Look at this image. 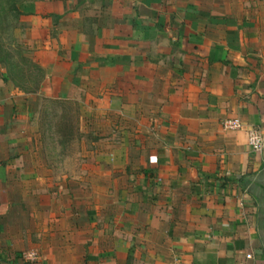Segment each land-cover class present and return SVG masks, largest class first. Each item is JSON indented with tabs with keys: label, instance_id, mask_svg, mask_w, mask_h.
<instances>
[{
	"label": "crops",
	"instance_id": "crops-1",
	"mask_svg": "<svg viewBox=\"0 0 264 264\" xmlns=\"http://www.w3.org/2000/svg\"><path fill=\"white\" fill-rule=\"evenodd\" d=\"M17 11L42 77L0 82V264H264V0ZM43 101L75 110L71 169L45 156Z\"/></svg>",
	"mask_w": 264,
	"mask_h": 264
},
{
	"label": "rangeland",
	"instance_id": "rangeland-1",
	"mask_svg": "<svg viewBox=\"0 0 264 264\" xmlns=\"http://www.w3.org/2000/svg\"><path fill=\"white\" fill-rule=\"evenodd\" d=\"M23 1L0 0V15L5 16V30L2 35L0 34V45L4 53L11 57L6 60L5 64H0V82L7 74L16 80L19 87L32 89L40 81L42 74L35 66L19 61L17 57L20 55L30 61L25 45L18 42L15 37L20 23L19 15L12 10H18ZM60 108L61 105L58 102L43 101L36 115L34 127L37 135H41L42 148L49 161L53 164H67L68 169H71L75 164L72 154L77 148V142L74 140L79 138L75 122L76 114L71 105L64 106L62 112H60ZM65 128H68V131ZM66 135H70V137L66 139ZM69 138H72V143L69 142ZM56 167L58 168V166Z\"/></svg>",
	"mask_w": 264,
	"mask_h": 264
},
{
	"label": "built area",
	"instance_id": "built-area-1",
	"mask_svg": "<svg viewBox=\"0 0 264 264\" xmlns=\"http://www.w3.org/2000/svg\"><path fill=\"white\" fill-rule=\"evenodd\" d=\"M221 128L224 131H239L242 128V124L236 118L225 119L221 122ZM246 136H247L246 137L247 146L250 148L252 152H257L261 147V143H262L259 132L256 131L255 129H250L249 131H247ZM21 259L24 262L33 263L37 261L38 254L34 251H28L21 255ZM245 259L246 260L250 259V256L246 255Z\"/></svg>",
	"mask_w": 264,
	"mask_h": 264
},
{
	"label": "trees",
	"instance_id": "trees-1",
	"mask_svg": "<svg viewBox=\"0 0 264 264\" xmlns=\"http://www.w3.org/2000/svg\"><path fill=\"white\" fill-rule=\"evenodd\" d=\"M14 11L15 14L19 15L18 11L16 9H12ZM5 16H1L0 15V34L2 35L3 34V31L5 30ZM17 57L19 58V61L21 62H25V63H29L31 65H33V67L35 66L32 61H27L26 59H24V57L20 56V55H17ZM10 59L11 57H8L7 54L4 53L3 49L1 48V45H0V64H5L6 63V60L7 59ZM35 68L40 71L36 66ZM20 78H21V73L19 74ZM7 80H9L11 82V84L17 88L19 91L23 92V93H35L37 90H38V84L39 82H37V85L32 88V89H23L21 87L18 86V83L16 82V80L12 77V76H7L6 74V77H5ZM25 80V79H23ZM24 83L26 84V82L24 81ZM66 131H68V128H65ZM70 137V135H66V139ZM71 138H69L70 140Z\"/></svg>",
	"mask_w": 264,
	"mask_h": 264
}]
</instances>
